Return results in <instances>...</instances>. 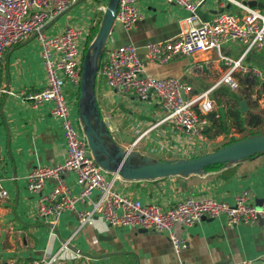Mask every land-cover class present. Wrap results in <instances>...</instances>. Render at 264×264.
Here are the masks:
<instances>
[{"label": "crops", "instance_id": "1", "mask_svg": "<svg viewBox=\"0 0 264 264\" xmlns=\"http://www.w3.org/2000/svg\"><path fill=\"white\" fill-rule=\"evenodd\" d=\"M194 1L200 3L198 15L202 20L213 17L217 14L215 11L221 8L238 12V8L226 0ZM261 2L264 4V1ZM137 6L141 18L136 25L125 29L115 22L107 40L108 45L134 44L143 58L147 43L171 39L186 27V11L176 4L165 0H137ZM71 8L76 9L75 14H66L68 18L65 24L87 27L89 36L96 22L92 9L89 8L82 16L78 13L86 7L75 5L62 15ZM58 19L54 26L61 29L65 24L60 25ZM31 36L20 45L35 38ZM236 43L245 45L229 42L223 45L222 52L233 55L231 51L236 50L233 48ZM18 46L4 51L2 57L7 50H12L6 62L7 74L2 79L0 75V189L7 192L5 198H0L1 264H6L9 259L24 263L45 253H59L66 258L73 256L75 261L83 264L261 261L258 258L264 253L262 222L227 225L225 215H220L187 227L177 224L174 229L186 239V246L176 254L165 233L152 230L139 232V228L113 226L101 218L79 227L77 214L69 210L59 216L54 228L49 218H37V195L29 193L25 176L38 164L61 162L66 154V142L58 119L49 111L51 104L33 109L21 94L23 90L41 89L45 85L46 74L41 55L28 56L26 53L28 59L22 61V48L18 49ZM255 52L264 56V50ZM229 57L237 59L239 55ZM244 64L252 66L253 63ZM257 64L264 67V58ZM224 68L215 51L201 52L192 57L177 56L165 64L144 61L145 74L178 77L192 87L193 93L217 84L224 74ZM95 94L109 131L123 149H136L141 154L158 159H176L206 153L205 149L213 143V138L208 136L204 142H192L173 124L162 121L165 111L154 95L145 100L136 95L124 97L110 89L100 77L96 78ZM250 102L258 106L252 97ZM247 107L250 110V104ZM105 176L111 178L113 174L105 173ZM64 180L72 194H78L75 174L66 173ZM55 183L54 179H47L43 191L47 192ZM115 185L124 193L144 202L157 203L164 209L189 196L211 197L231 205L235 194L247 188L253 194L251 204L261 207L264 198V153L202 174L142 181L119 179ZM77 208L86 209L88 206L80 202ZM66 240L88 256L69 248L61 250L62 242Z\"/></svg>", "mask_w": 264, "mask_h": 264}, {"label": "built area", "instance_id": "2", "mask_svg": "<svg viewBox=\"0 0 264 264\" xmlns=\"http://www.w3.org/2000/svg\"><path fill=\"white\" fill-rule=\"evenodd\" d=\"M77 0H0V59L7 48L23 42L35 34L45 68V85L39 90H23L21 94L33 109L50 105V113L58 119L66 142V154L61 162L38 164L26 174L29 193L37 195V218H49L52 228L65 211L77 214L79 227L101 218L113 226H129L167 234L174 252L178 254L186 246V239L179 236L174 227L200 223L204 218L225 215L227 225L237 223L264 224V198L261 207L251 204L252 192L243 188L234 196V203L206 196H189L164 209L157 203L144 202L122 192L115 185L121 179L117 175L107 178L105 171L91 155L86 136L78 118V100L83 53L88 28L65 24L61 29L54 23L46 27L56 16L62 15ZM186 11L183 28L175 37L145 45L143 58L134 44L106 45L98 64L97 77L122 96L136 95L142 100L154 95L165 111L162 121L178 128L192 142L206 140L209 121L204 116L215 109L210 97L213 86L193 93L192 87L175 76L153 77L145 74L144 61L165 64L177 56L192 57L201 52L215 51L224 65L220 82L232 89L239 86V77L252 78L251 97L264 114V67L247 66L243 57L252 48L264 50V9L248 4L249 0H226L238 8V12L223 11L209 19L198 15L199 2L194 0H165ZM264 1V0H261ZM97 6L92 8V13ZM104 10V7H98ZM141 18L137 0H118L114 22L125 29L136 25ZM89 26V25H88ZM241 42L246 46L244 54L233 59L222 52L229 42ZM75 174L78 194H72L64 175ZM55 185L44 192L47 179ZM93 195V193H95ZM7 192L0 189V198ZM88 208L79 209L77 203ZM69 240L62 242L61 250L68 249ZM264 262V253L258 258ZM1 264V263H0ZM6 264H83L59 253H45L24 263L13 259ZM255 264L243 259L227 263Z\"/></svg>", "mask_w": 264, "mask_h": 264}, {"label": "water", "instance_id": "3", "mask_svg": "<svg viewBox=\"0 0 264 264\" xmlns=\"http://www.w3.org/2000/svg\"><path fill=\"white\" fill-rule=\"evenodd\" d=\"M83 1L77 0L71 7ZM117 4L118 0H108L96 34L83 56L81 68L78 118L82 131L86 136L89 151L100 168L127 181L154 180L170 176L185 177L191 174H202L206 172L205 167L209 165L221 163L228 166L264 153V133L237 139L218 147L214 151L195 157L176 159H158L141 154L136 149H123L116 142L101 115L95 94V83L103 49L109 34L114 29ZM248 4L259 8L264 6L258 0H249ZM223 11L224 8H221L216 10L215 13ZM59 17V15L54 17L46 27L54 23ZM34 37L35 34L31 36V38ZM217 109L224 118L223 107L219 106ZM240 109L242 112L247 109L244 99L240 101ZM206 219L209 218H204V220ZM138 231L144 232L148 229L139 228ZM68 247L80 255L88 256L87 253L79 251L70 244ZM259 262L261 261H257L255 264Z\"/></svg>", "mask_w": 264, "mask_h": 264}, {"label": "trees", "instance_id": "4", "mask_svg": "<svg viewBox=\"0 0 264 264\" xmlns=\"http://www.w3.org/2000/svg\"><path fill=\"white\" fill-rule=\"evenodd\" d=\"M94 1L99 2L100 0H94ZM101 16H102V11H101ZM99 23L100 21H98L97 24L91 28L90 34L88 36L85 45L83 56L88 48L89 43L96 34ZM20 43L16 44V46L20 45ZM253 85H254L253 79L245 74L239 77V86L241 89L238 93L232 91H227V93L226 92L223 93L225 94V96L219 98L218 105L220 106L223 105L224 107V118L222 117V114L218 111V109H214L208 112L206 115H204L209 121V126L205 131L206 136L216 137L221 134L231 133L232 130L239 134L247 132L240 138L249 135L259 134L258 132L255 131V129L259 127L264 128V115L261 113L251 112L250 110H246L245 112H242L240 109V101L242 99L247 100L248 104H250L249 101L251 99V91H252L251 87ZM240 138H232L231 140L227 141L222 145L228 144ZM223 167L224 165L221 163L212 164L205 167V170L206 172H208Z\"/></svg>", "mask_w": 264, "mask_h": 264}, {"label": "rangeland", "instance_id": "5", "mask_svg": "<svg viewBox=\"0 0 264 264\" xmlns=\"http://www.w3.org/2000/svg\"><path fill=\"white\" fill-rule=\"evenodd\" d=\"M107 2L108 0H100L99 2L97 1H94V0H84L83 2L79 3L78 5H83L85 6L86 8H84L83 10H81L78 14H82V16L85 14V12L89 9V8H93V7H96L97 6V10H94V12L92 13L93 16L95 17L94 19H96V22L93 26H95L97 24L98 21H101V11L102 10H98V7H101L103 6L104 9L107 5ZM76 5V7L78 6ZM75 11L76 9L75 8H71L69 11H67L66 13H64L63 15L60 16V18L58 19V23H60V25H64L67 21V16L66 14H75ZM103 14V12H102ZM71 20V18H69V21ZM115 23V22H114ZM100 24V23H99ZM88 37V36H87ZM108 40V39H107ZM25 41V40H24ZM229 44V43H228ZM246 46L247 45H242L240 43H236V46L233 47L234 49L236 50H233L231 51L233 53L232 54H229V56H233V57H237L239 55V57L242 55V53L245 51L246 49ZM17 48V47H16ZM22 48V52L20 53L22 58L21 60L23 61V59L25 60L26 58L28 59V56H30V54H40V51H41V48H40V45L39 43L37 42V40L34 38L30 41H28L26 44H22V45H19L18 46V49ZM14 50V49H13ZM252 51L248 54L247 57H245V59H243L244 63L246 62H251L253 63L252 66H259L257 63L261 62L262 59L264 58L263 54H258L255 52V48H252L251 49ZM12 50H7L6 54L0 59V75H1V79L3 77V75H6L7 74V71H6V62H7V58H9L10 56V53H11ZM28 53V56L27 54ZM238 57V58H239ZM26 61V60H25ZM44 65V64H43ZM11 66V65H10ZM214 87L212 89V92L210 93V97L214 100V103H215V109H217L220 105H218V100L220 98V96L224 97L225 94L223 93H227V91H232V92H239L240 91V86H238L236 89H232L229 85L225 84V83H221L220 80L217 84L215 85H211V86H207V87H204V90L206 89H209L211 87ZM245 100V99H244ZM246 101V105L248 104V101ZM250 102V101H249ZM223 107V105H221ZM224 109V107H223ZM248 110V107L247 109ZM250 110L254 113H262V111L260 110V108L258 106L255 105V103L253 102H250ZM264 115V114H263ZM256 132L258 133H264V128H257L255 129ZM254 131V132H255ZM247 132L245 133H237L235 131L232 130L231 133H228V134H221L219 136H216V137H212L213 138V143L207 147L205 150H207V152H211V151H214L215 149H217L218 147H220L222 144L226 143L227 141L231 140L232 138H240L242 137L244 134H246ZM206 152V153H207Z\"/></svg>", "mask_w": 264, "mask_h": 264}]
</instances>
